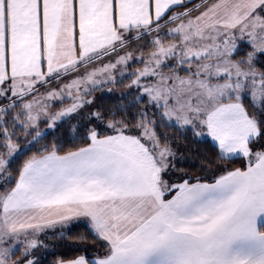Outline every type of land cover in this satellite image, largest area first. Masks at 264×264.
<instances>
[{
  "label": "snow or ice",
  "instance_id": "6c2138e0",
  "mask_svg": "<svg viewBox=\"0 0 264 264\" xmlns=\"http://www.w3.org/2000/svg\"><path fill=\"white\" fill-rule=\"evenodd\" d=\"M0 264H264V0H0Z\"/></svg>",
  "mask_w": 264,
  "mask_h": 264
}]
</instances>
